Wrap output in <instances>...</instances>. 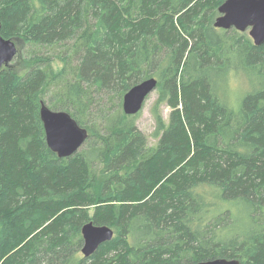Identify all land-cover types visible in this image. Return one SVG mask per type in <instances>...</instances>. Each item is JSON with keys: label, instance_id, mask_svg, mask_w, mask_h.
Wrapping results in <instances>:
<instances>
[{"label": "trees", "instance_id": "1", "mask_svg": "<svg viewBox=\"0 0 264 264\" xmlns=\"http://www.w3.org/2000/svg\"><path fill=\"white\" fill-rule=\"evenodd\" d=\"M223 1L0 0L21 44L0 70V264H264V43L213 26ZM149 77L154 145L121 110ZM41 103L87 129L73 154ZM88 221L114 235L85 257Z\"/></svg>", "mask_w": 264, "mask_h": 264}, {"label": "water", "instance_id": "2", "mask_svg": "<svg viewBox=\"0 0 264 264\" xmlns=\"http://www.w3.org/2000/svg\"><path fill=\"white\" fill-rule=\"evenodd\" d=\"M215 28L246 31L255 46L264 43V0H224L218 7V16L213 22ZM18 48L15 40L0 34V70L16 57ZM157 79L146 78L123 95L122 110L125 115L137 114L148 96L155 91ZM39 117L43 124L45 141L49 149L58 157H67L77 151L88 136L86 128L80 126L65 111L52 110L41 103ZM81 253L92 255L98 246L112 239L114 231L107 225H97L88 221L81 226ZM190 264H239L234 258L218 257Z\"/></svg>", "mask_w": 264, "mask_h": 264}, {"label": "rangeland", "instance_id": "3", "mask_svg": "<svg viewBox=\"0 0 264 264\" xmlns=\"http://www.w3.org/2000/svg\"><path fill=\"white\" fill-rule=\"evenodd\" d=\"M219 29H222V28H219ZM240 32L248 35L247 30L246 31H240ZM249 38H250V36H249ZM15 43H16V46L18 48V53H19L21 44H20V42H17V40H15ZM17 60H18V58L15 57L10 62V64L14 65L15 63H17ZM247 86H248V83H246V81L244 80V75L242 73H237V74L229 73L227 92H228V96H229L231 101L235 98V96H237L238 94L245 91L247 89ZM156 98H157V93L155 91H153L148 96V98L146 99L143 108L137 114L129 115V116L133 117L135 125L146 135L149 145H154L156 143V139L152 135L154 128H155V124H154L155 122L153 119V115L151 113V107H152L153 102L155 101ZM121 110H122V105H121ZM171 111H172L171 106H168L166 104H162L160 106V112H161V115L165 121L168 120V117H169V114ZM122 112H123V110H122ZM90 211H92V209ZM231 211L235 212V213L237 212L235 210V207L231 208Z\"/></svg>", "mask_w": 264, "mask_h": 264}]
</instances>
